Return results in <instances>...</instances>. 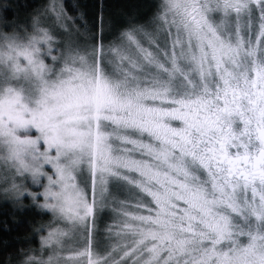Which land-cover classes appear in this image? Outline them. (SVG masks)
Listing matches in <instances>:
<instances>
[{
    "label": "snow or ice",
    "instance_id": "snow-or-ice-1",
    "mask_svg": "<svg viewBox=\"0 0 264 264\" xmlns=\"http://www.w3.org/2000/svg\"><path fill=\"white\" fill-rule=\"evenodd\" d=\"M78 7L0 17V192L50 217L5 264H264V0H155L110 40Z\"/></svg>",
    "mask_w": 264,
    "mask_h": 264
},
{
    "label": "trees",
    "instance_id": "trees-1",
    "mask_svg": "<svg viewBox=\"0 0 264 264\" xmlns=\"http://www.w3.org/2000/svg\"><path fill=\"white\" fill-rule=\"evenodd\" d=\"M48 0H0V5L7 3L10 7L0 8V17L7 16L9 20L21 23L29 22L34 9H42ZM155 0H65L69 9L79 5L77 11L83 17L82 22L89 27L100 26L101 7L105 20L111 21V26L105 28L108 40L123 27L130 17L139 18L141 14L150 12ZM20 7H17V5ZM138 6V7H137ZM75 14V13H73ZM113 31L109 37L107 32ZM49 215L36 207L29 198L23 200V207L18 206L11 198L0 193V264H5L9 254L14 258L21 248L36 247L39 244V233L36 229L46 223ZM110 220L107 216L98 220L100 231ZM8 228H4V224ZM7 241V243H5Z\"/></svg>",
    "mask_w": 264,
    "mask_h": 264
},
{
    "label": "rangeland",
    "instance_id": "rangeland-1",
    "mask_svg": "<svg viewBox=\"0 0 264 264\" xmlns=\"http://www.w3.org/2000/svg\"><path fill=\"white\" fill-rule=\"evenodd\" d=\"M109 34V37L113 34V31L110 30V32L108 33L107 32V35ZM0 187H2V185H0ZM33 191H38L37 188L33 187ZM2 195L3 193L0 192ZM30 199V198H29ZM100 227H99V223L97 221V229H96V232L94 233V238L97 239V240H100L101 242H104V232L100 231Z\"/></svg>",
    "mask_w": 264,
    "mask_h": 264
}]
</instances>
